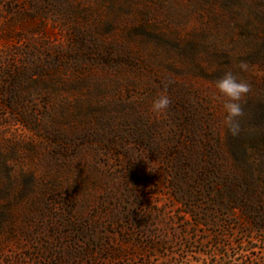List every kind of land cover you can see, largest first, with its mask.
I'll return each mask as SVG.
<instances>
[{"label":"rangeland","instance_id":"374dc122","mask_svg":"<svg viewBox=\"0 0 264 264\" xmlns=\"http://www.w3.org/2000/svg\"><path fill=\"white\" fill-rule=\"evenodd\" d=\"M0 180V264H264V0H0Z\"/></svg>","mask_w":264,"mask_h":264},{"label":"clouds","instance_id":"9594fccd","mask_svg":"<svg viewBox=\"0 0 264 264\" xmlns=\"http://www.w3.org/2000/svg\"><path fill=\"white\" fill-rule=\"evenodd\" d=\"M243 71L246 65L241 63L239 65ZM216 95L213 99L223 100L222 109L224 112L223 125L228 134L237 136L241 132L239 118L243 115L241 106L242 98L249 93L250 85L243 81L238 80L231 71H225L221 77L214 82ZM170 105V99L165 91L157 94L156 98L152 101L151 112L154 114H163Z\"/></svg>","mask_w":264,"mask_h":264},{"label":"trees","instance_id":"16d2710c","mask_svg":"<svg viewBox=\"0 0 264 264\" xmlns=\"http://www.w3.org/2000/svg\"><path fill=\"white\" fill-rule=\"evenodd\" d=\"M6 184L0 180V251L4 250L5 242H11L14 239V226L17 224V213L15 210L17 198L9 196V190ZM86 252V251H85ZM67 264H78L72 256L62 255ZM61 256V257H62Z\"/></svg>","mask_w":264,"mask_h":264}]
</instances>
